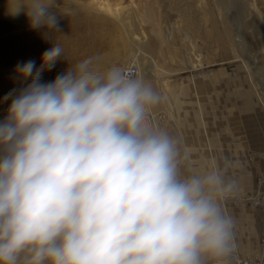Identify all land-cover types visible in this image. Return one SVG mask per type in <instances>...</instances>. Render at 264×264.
Returning <instances> with one entry per match:
<instances>
[{
    "label": "clouds",
    "instance_id": "9594fccd",
    "mask_svg": "<svg viewBox=\"0 0 264 264\" xmlns=\"http://www.w3.org/2000/svg\"><path fill=\"white\" fill-rule=\"evenodd\" d=\"M56 0H17L32 30L61 32ZM18 64L31 82L0 121V264H224L236 179L191 167L178 138L150 122L162 97L141 76L88 57L43 82L62 56ZM187 166L190 174L184 175Z\"/></svg>",
    "mask_w": 264,
    "mask_h": 264
},
{
    "label": "rangeland",
    "instance_id": "374dc122",
    "mask_svg": "<svg viewBox=\"0 0 264 264\" xmlns=\"http://www.w3.org/2000/svg\"><path fill=\"white\" fill-rule=\"evenodd\" d=\"M253 1L56 0L58 11L71 5L73 12L62 17L61 32L46 31L44 36L43 30L30 28L23 12L21 21L0 18V121L11 103L5 97L32 79L21 77L17 65L32 60L39 68L53 45L62 48V56L41 73L43 82L88 57L98 58L102 71L136 64L162 97L150 115L154 122L155 114L162 117L163 128L189 154L191 167L225 170L238 182L233 196H249L261 179L264 194V103L240 54L252 56L256 45L261 50L260 21H251V11L258 8L264 15V0ZM229 9L235 14L228 19L224 12ZM229 21L241 24V49ZM133 44L141 49L137 59L131 58ZM182 172L190 174L187 166ZM223 207L235 221L243 254H264V207L232 197ZM255 240L257 247H249ZM224 264H231L230 258Z\"/></svg>",
    "mask_w": 264,
    "mask_h": 264
},
{
    "label": "bare ground",
    "instance_id": "6f19581e",
    "mask_svg": "<svg viewBox=\"0 0 264 264\" xmlns=\"http://www.w3.org/2000/svg\"><path fill=\"white\" fill-rule=\"evenodd\" d=\"M248 1H251L252 4L254 2L253 0H248ZM23 2L27 3L28 0H23ZM16 3H17V0H0V18L9 19L11 21H16V22L21 21L23 19L22 17H23L24 13L22 14V12H21L17 16L10 15V11L15 7ZM249 6H253V5H249ZM251 10L252 9H250V11ZM252 11H254V12H252ZM252 11H251V17H253V18H252V20L251 19L250 20L255 21V22L260 21V26H259V36L260 37L259 38H260L261 50L260 49L258 50V48H260V47H257V45H256V48H254L252 50V51H254L252 56L246 55L245 52L240 53V54L243 55V57L245 58V60H243L245 68L247 69L248 73L251 75L252 80L255 83V85L258 87L260 94H262L261 102L264 103V81L262 78H260L258 76V74H261L264 77V56L262 55L264 53V15L260 12V10L258 8H254V10H252ZM219 13H220V11H219ZM224 13H225V16H227L226 18H228L229 13L231 15L235 14L234 12L230 11V9L225 11ZM249 13L247 16H249ZM230 24H231L232 31L234 32L232 34V39L239 45V47L241 49V47L243 48L245 45V41H244L245 37L242 35L241 24L238 23L237 25H234L231 22H230ZM232 25H234V28L232 27ZM1 26H3V24L0 23V27ZM131 49H132V57L131 58H133V59L134 58L137 59L140 56V54H142L141 49L138 46H136L135 44L132 45ZM131 65H136V64H131ZM137 69H138V67H137ZM142 72L143 71L139 70V73H138V70H137V72L134 76H141L145 80H147V76L143 75ZM155 116L157 118L156 119L157 122H154V117L152 115H150V122L155 123L156 126H158L160 128H163L162 117L160 115H157V114H155Z\"/></svg>",
    "mask_w": 264,
    "mask_h": 264
},
{
    "label": "built area",
    "instance_id": "2783aa9c",
    "mask_svg": "<svg viewBox=\"0 0 264 264\" xmlns=\"http://www.w3.org/2000/svg\"><path fill=\"white\" fill-rule=\"evenodd\" d=\"M122 70H125L127 72H130L132 75H135L138 69L136 65H131V67H123ZM262 183L263 181L260 179L258 181L257 189L249 196L247 195L240 197L236 195V196H232V198L234 199V201L235 200L239 202L246 201L251 205L264 207V194L260 190V186ZM229 258L231 260V264H264L263 250H261L259 254L254 256H244L239 252L237 243L234 253Z\"/></svg>",
    "mask_w": 264,
    "mask_h": 264
},
{
    "label": "crops",
    "instance_id": "0c3cea01",
    "mask_svg": "<svg viewBox=\"0 0 264 264\" xmlns=\"http://www.w3.org/2000/svg\"><path fill=\"white\" fill-rule=\"evenodd\" d=\"M237 237H238V238H237ZM235 239H236V243H237V247H238L239 252H240L242 255H244V254H243V251L245 252V248H243V247H242L243 245H241V244H243V242L241 241V239L239 238V236H237V234H236ZM257 243H258L257 240L252 241V243H251V245H249V247L256 248V247H257ZM250 249H251V248H250ZM244 256H246V255H244Z\"/></svg>",
    "mask_w": 264,
    "mask_h": 264
}]
</instances>
